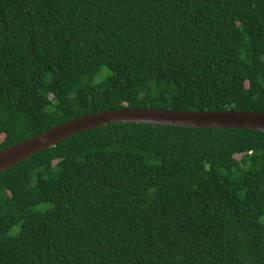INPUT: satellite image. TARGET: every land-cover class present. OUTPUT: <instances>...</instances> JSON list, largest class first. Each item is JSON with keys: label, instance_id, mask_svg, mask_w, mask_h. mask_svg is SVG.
<instances>
[{"label": "trees", "instance_id": "16d2710c", "mask_svg": "<svg viewBox=\"0 0 264 264\" xmlns=\"http://www.w3.org/2000/svg\"><path fill=\"white\" fill-rule=\"evenodd\" d=\"M127 108L264 113V0H0V153ZM0 264H264V132L46 149L0 173Z\"/></svg>", "mask_w": 264, "mask_h": 264}, {"label": "water", "instance_id": "95a60500", "mask_svg": "<svg viewBox=\"0 0 264 264\" xmlns=\"http://www.w3.org/2000/svg\"><path fill=\"white\" fill-rule=\"evenodd\" d=\"M126 123L264 132V113L234 111L179 112L152 108H127L88 114L56 126L2 151L0 153V173L87 130Z\"/></svg>", "mask_w": 264, "mask_h": 264}, {"label": "rangeland", "instance_id": "374dc122", "mask_svg": "<svg viewBox=\"0 0 264 264\" xmlns=\"http://www.w3.org/2000/svg\"><path fill=\"white\" fill-rule=\"evenodd\" d=\"M109 74V70H105L102 74H100L97 78H96V82H100L103 79L106 78V76Z\"/></svg>", "mask_w": 264, "mask_h": 264}]
</instances>
